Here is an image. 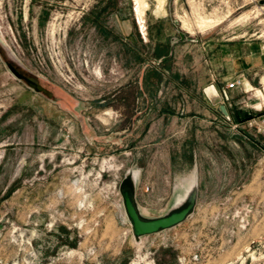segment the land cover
I'll return each instance as SVG.
<instances>
[{"label":"rangeland","instance_id":"1","mask_svg":"<svg viewBox=\"0 0 264 264\" xmlns=\"http://www.w3.org/2000/svg\"><path fill=\"white\" fill-rule=\"evenodd\" d=\"M177 31L182 76L208 47L264 56V0H0V264H264V132L246 124L264 109V64L226 78L249 114L233 131L261 147H202L198 181L159 61ZM127 173L145 217L194 177L192 212L135 238Z\"/></svg>","mask_w":264,"mask_h":264},{"label":"crops","instance_id":"2","mask_svg":"<svg viewBox=\"0 0 264 264\" xmlns=\"http://www.w3.org/2000/svg\"><path fill=\"white\" fill-rule=\"evenodd\" d=\"M172 26L177 29L174 23ZM177 32L178 37H170L168 48L160 54L159 61L162 63L163 71L166 74L163 76V85L166 80L168 83L171 81L182 93L177 99L178 105L182 107L178 117L182 123L180 132L191 139L193 144V166L199 181L201 177L198 173L200 165L198 162L201 159L202 147L205 150L225 148L232 150L234 146L238 147L237 140L242 142L245 147L250 145L261 147L251 137L250 130L238 129L237 132H234L231 128V123H237L238 128H241L244 118L249 114L245 111H239L241 110V107L238 106L240 100H237L235 95L238 89H226L225 84L227 83L226 78L233 77L236 73L238 74L236 77L241 75L245 81H248L247 71L260 68L264 64V56L251 53L242 54L238 51L235 55V49H231L227 44L219 47H208L205 48V53H202L203 63L193 64L190 75L182 76L181 73L174 71L175 69L179 72V69L175 67L185 59L181 54H178V45L185 44V37L181 40L179 31ZM219 48L223 51L218 52ZM209 71L214 74L213 79L209 77ZM210 87H213L221 96V102L226 107L230 121L224 119L218 105H213L208 99L206 91ZM241 160L246 163L250 159L241 158ZM245 163L243 166L246 165ZM246 166L248 167V163Z\"/></svg>","mask_w":264,"mask_h":264},{"label":"water","instance_id":"3","mask_svg":"<svg viewBox=\"0 0 264 264\" xmlns=\"http://www.w3.org/2000/svg\"><path fill=\"white\" fill-rule=\"evenodd\" d=\"M176 27V26H175ZM180 39L183 40L185 33L179 31ZM8 69L13 75L19 79L24 78L25 81L35 91H42L48 96H51V92H47L46 89L35 88L33 83L37 81L35 78L24 77L19 71H17L12 64L6 63ZM39 84V82H38ZM207 97L213 105H218L219 111L227 116V110L225 105L221 102V96L215 91L213 87H210L207 91ZM119 191L122 197L123 207L126 216L130 222L133 236L139 238L140 236L150 235L153 233L160 232L165 229L172 228L182 221L192 212L196 202V186L195 191L190 193L181 203L172 208L166 214L157 217H145L141 214L138 204L135 198V178L133 174L127 173L119 184Z\"/></svg>","mask_w":264,"mask_h":264},{"label":"built area","instance_id":"4","mask_svg":"<svg viewBox=\"0 0 264 264\" xmlns=\"http://www.w3.org/2000/svg\"><path fill=\"white\" fill-rule=\"evenodd\" d=\"M240 85H242V81L240 79H234L232 82H228L226 83L225 88L226 89H235L238 88ZM224 119H226L227 121H230V118L227 116H223ZM255 119L257 121H255ZM246 124L248 126H253L256 125V132H264V109H262V112L260 113V115L256 118L253 117H249L246 119ZM231 128L232 129H237L238 125L237 123H231Z\"/></svg>","mask_w":264,"mask_h":264},{"label":"bare ground","instance_id":"5","mask_svg":"<svg viewBox=\"0 0 264 264\" xmlns=\"http://www.w3.org/2000/svg\"><path fill=\"white\" fill-rule=\"evenodd\" d=\"M33 86L35 87V88H42L39 84H38V82H34L33 83ZM133 177L135 178L136 177V174H133ZM188 184V187L186 188V190H185V194H184V197H182L183 199L182 200H184L190 193H192V192H194L195 191V186H196V183H195V179H194V177H193V179H192V181H190V182H188L187 183ZM181 199V198H180ZM181 200V201H182ZM179 201V200H178Z\"/></svg>","mask_w":264,"mask_h":264}]
</instances>
